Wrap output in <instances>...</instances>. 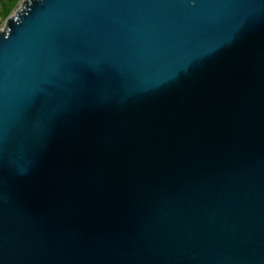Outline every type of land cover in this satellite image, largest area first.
Listing matches in <instances>:
<instances>
[{
    "label": "water",
    "instance_id": "1",
    "mask_svg": "<svg viewBox=\"0 0 264 264\" xmlns=\"http://www.w3.org/2000/svg\"><path fill=\"white\" fill-rule=\"evenodd\" d=\"M5 21L0 264H264V0Z\"/></svg>",
    "mask_w": 264,
    "mask_h": 264
},
{
    "label": "trees",
    "instance_id": "2",
    "mask_svg": "<svg viewBox=\"0 0 264 264\" xmlns=\"http://www.w3.org/2000/svg\"><path fill=\"white\" fill-rule=\"evenodd\" d=\"M21 0H0V25L14 11Z\"/></svg>",
    "mask_w": 264,
    "mask_h": 264
},
{
    "label": "rangeland",
    "instance_id": "3",
    "mask_svg": "<svg viewBox=\"0 0 264 264\" xmlns=\"http://www.w3.org/2000/svg\"><path fill=\"white\" fill-rule=\"evenodd\" d=\"M24 3V0H21L20 3L17 5V7L14 9V11L12 12L13 14H16L17 11L19 9H21L22 5ZM5 26H6V21H4L1 25H0V29L1 30H4L5 29Z\"/></svg>",
    "mask_w": 264,
    "mask_h": 264
}]
</instances>
